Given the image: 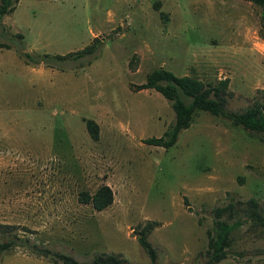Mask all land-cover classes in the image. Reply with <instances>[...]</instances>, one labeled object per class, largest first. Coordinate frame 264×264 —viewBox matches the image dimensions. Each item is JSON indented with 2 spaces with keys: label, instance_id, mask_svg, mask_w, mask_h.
Returning a JSON list of instances; mask_svg holds the SVG:
<instances>
[{
  "label": "rangeland",
  "instance_id": "1",
  "mask_svg": "<svg viewBox=\"0 0 264 264\" xmlns=\"http://www.w3.org/2000/svg\"><path fill=\"white\" fill-rule=\"evenodd\" d=\"M19 34V35H18ZM78 58L25 62L74 52ZM0 222L79 260L120 252L151 264L132 229L159 222L147 238L158 264H206L209 209L228 193L264 207V142L228 119L195 110L168 146L147 144L173 120L153 88L135 89L162 66L204 82L227 77L226 107L264 92V12L249 0H17L1 17ZM97 123L93 139L85 119ZM108 184L101 210L80 190ZM0 264H60L26 246ZM209 264H264V227L242 224L227 254Z\"/></svg>",
  "mask_w": 264,
  "mask_h": 264
},
{
  "label": "trees",
  "instance_id": "2",
  "mask_svg": "<svg viewBox=\"0 0 264 264\" xmlns=\"http://www.w3.org/2000/svg\"><path fill=\"white\" fill-rule=\"evenodd\" d=\"M16 1L0 0V23L1 17L13 10ZM249 1L262 8L264 12V0ZM95 39L94 36L91 42L71 52L72 54H69L70 52L65 54L43 53L34 56L29 51H23L22 55L25 62H44L51 65V59L64 60L69 57L75 59L93 52L97 47V44L93 42ZM1 46L8 47L4 42H0ZM227 84V77L218 78L212 82H204L189 74L177 75L162 66L148 71L144 81L133 86L135 89L153 88L158 91L168 101L173 111V120L161 135L148 136L143 138V141L162 147L172 145L179 132L190 125L193 112L201 109L228 119L232 124L240 126L249 135L264 142V92L244 108L232 110L226 107L227 97L230 95ZM85 127L89 135L96 139L98 136L97 123L87 118L85 119ZM77 199L82 203H89L95 210H101L112 202L113 192L108 184L101 183L92 192L80 190ZM209 212L211 223L205 229L206 244L199 251L205 257L206 264L217 262L226 256L240 226L245 222H248V226L253 228L264 227V207L253 196L241 199L228 193L227 201L221 205L212 206ZM158 224L157 220L146 219L137 223L132 229L137 243L142 247L151 264H158L157 251L147 236ZM15 246H26L32 252L60 264H130L120 252L113 251H94L90 257L79 260L70 253L48 248L31 241L28 236L20 235L17 232V226L14 224L0 222V255Z\"/></svg>",
  "mask_w": 264,
  "mask_h": 264
}]
</instances>
